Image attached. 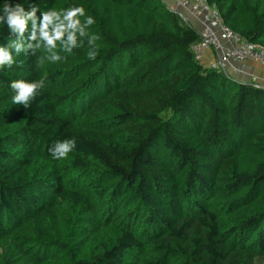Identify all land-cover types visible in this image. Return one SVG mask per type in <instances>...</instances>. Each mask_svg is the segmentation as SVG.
<instances>
[{
	"label": "trees",
	"instance_id": "trees-1",
	"mask_svg": "<svg viewBox=\"0 0 264 264\" xmlns=\"http://www.w3.org/2000/svg\"><path fill=\"white\" fill-rule=\"evenodd\" d=\"M35 2L83 5L101 47L0 70V264H264V90L196 64L163 0ZM206 2L264 50V0ZM41 76L11 105V80Z\"/></svg>",
	"mask_w": 264,
	"mask_h": 264
},
{
	"label": "clouds",
	"instance_id": "clouds-1",
	"mask_svg": "<svg viewBox=\"0 0 264 264\" xmlns=\"http://www.w3.org/2000/svg\"><path fill=\"white\" fill-rule=\"evenodd\" d=\"M94 14L83 5L69 4L42 9L35 0H0V70L19 66L18 57L39 53L36 67L45 62L57 64L87 44L86 58L95 61L101 40L92 30ZM6 30L7 38L3 33ZM63 53V55H62ZM47 76L38 79L15 78L8 84L11 105L29 109L45 89ZM77 147L75 137L52 144L48 153L53 161L65 160Z\"/></svg>",
	"mask_w": 264,
	"mask_h": 264
},
{
	"label": "built area",
	"instance_id": "built-area-1",
	"mask_svg": "<svg viewBox=\"0 0 264 264\" xmlns=\"http://www.w3.org/2000/svg\"><path fill=\"white\" fill-rule=\"evenodd\" d=\"M165 9L171 11L185 27L193 28L198 41L191 48L196 64H200L207 52L212 53V69L227 75L235 65L254 63L264 72V50L252 46L225 26L218 11L206 0H163ZM253 83L257 84L256 81ZM259 87V86H258ZM264 90V88H262Z\"/></svg>",
	"mask_w": 264,
	"mask_h": 264
},
{
	"label": "crops",
	"instance_id": "crops-1",
	"mask_svg": "<svg viewBox=\"0 0 264 264\" xmlns=\"http://www.w3.org/2000/svg\"><path fill=\"white\" fill-rule=\"evenodd\" d=\"M213 62L212 53L207 52L200 65L204 68H212ZM227 76L242 83L255 84L253 82L256 81V86L264 88V72L259 65L254 63H247L241 66L235 65V70H228Z\"/></svg>",
	"mask_w": 264,
	"mask_h": 264
},
{
	"label": "rangeland",
	"instance_id": "rangeland-1",
	"mask_svg": "<svg viewBox=\"0 0 264 264\" xmlns=\"http://www.w3.org/2000/svg\"><path fill=\"white\" fill-rule=\"evenodd\" d=\"M209 69H212V68H209ZM226 73H227V71H226ZM155 91H152L151 93H150V95H149V98H148V100L146 101L145 100V98H146V96H141V95H138V94H130L129 95V98H130V101L133 103V104H139V103H143V102H149V103H153L152 102V100H151V98H153V95H158L160 92H159V88H155L154 89ZM123 97H125V95L123 96Z\"/></svg>",
	"mask_w": 264,
	"mask_h": 264
}]
</instances>
